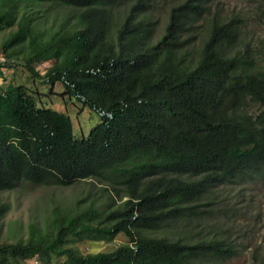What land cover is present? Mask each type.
<instances>
[{"label": "trees", "instance_id": "1", "mask_svg": "<svg viewBox=\"0 0 264 264\" xmlns=\"http://www.w3.org/2000/svg\"><path fill=\"white\" fill-rule=\"evenodd\" d=\"M213 1L173 2L158 34L163 0H0V32L17 25L20 3L79 11L49 38L23 17L3 45L0 192L95 180L109 195L105 208L55 211L13 243L2 241L9 207L0 204V264H192L226 251L223 240L171 231L202 216L219 187L264 179V43L247 42L245 18L213 12ZM26 41L29 79L61 84L101 116L87 138L41 105L38 88L7 77L19 66L9 48ZM121 234L129 243L113 252L78 248Z\"/></svg>", "mask_w": 264, "mask_h": 264}, {"label": "rangeland", "instance_id": "2", "mask_svg": "<svg viewBox=\"0 0 264 264\" xmlns=\"http://www.w3.org/2000/svg\"><path fill=\"white\" fill-rule=\"evenodd\" d=\"M176 1L178 0H163L156 11L158 34L163 33L168 8ZM212 6L215 13H222L224 16L240 15L245 18V40L255 46L261 41L264 43V0H214ZM15 14L17 25L0 32V58L5 54L4 43L18 30V24L23 17L27 16L30 20V27L35 35L45 34L43 37L49 38L60 26H75L79 11L61 5H38L33 2L29 5L24 2L20 3ZM30 44V41H26L18 47L9 48L10 55L18 61L19 66L14 68L13 73L7 72V77L12 83L29 87L32 84L33 89L38 88L43 94L40 96L41 105L69 116L74 126L75 138H87L91 130L101 123V116L89 108H83L76 99L63 96L65 89L61 84L54 87L29 79L24 66L32 53ZM48 66V63H44L37 68L44 70ZM0 84L4 86L2 80ZM104 187L95 180H86L67 187L22 183L13 191H1L0 204L9 207L2 220V241L13 243L27 239L30 226L35 224L44 227L55 211L66 213L91 203H96V208H105L109 195ZM215 192V195L212 194L202 202V216L176 221L171 230L174 237H177L180 230L187 233L191 239L195 235L198 239L217 238L227 242L223 254L208 255L192 264H264V179L245 183L234 182L219 187ZM196 237L194 240H197ZM128 243L126 236L121 234L110 242L86 241L80 243L78 248L83 253L96 254L113 252ZM31 264L37 262L33 260Z\"/></svg>", "mask_w": 264, "mask_h": 264}]
</instances>
